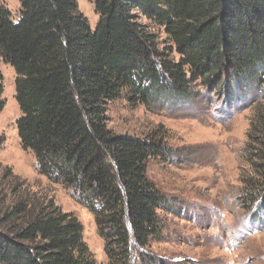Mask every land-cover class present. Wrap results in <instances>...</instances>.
I'll return each mask as SVG.
<instances>
[{
    "label": "trees",
    "instance_id": "trees-1",
    "mask_svg": "<svg viewBox=\"0 0 264 264\" xmlns=\"http://www.w3.org/2000/svg\"><path fill=\"white\" fill-rule=\"evenodd\" d=\"M18 1L16 19L0 5V113L4 62L16 72L22 148L94 216L106 264L149 257L164 231L160 211L175 212L148 176L151 160L167 159L164 139L115 133L110 103L150 108L193 95L197 83L226 94L256 81L249 162L264 171V0H92L95 27L77 0ZM261 178L250 187L264 207ZM14 180L16 199L0 213V264H98L77 215Z\"/></svg>",
    "mask_w": 264,
    "mask_h": 264
},
{
    "label": "rangeland",
    "instance_id": "rangeland-1",
    "mask_svg": "<svg viewBox=\"0 0 264 264\" xmlns=\"http://www.w3.org/2000/svg\"><path fill=\"white\" fill-rule=\"evenodd\" d=\"M77 2L95 27L93 1ZM0 5L18 18V0H0ZM155 33L161 47L171 46L163 30L156 28ZM172 57L178 60L176 53ZM1 72L5 107L0 113V213L16 199L11 188L18 177L40 197L77 215L98 264H106L94 216L61 185L40 175L35 156L22 148L16 126L21 116L16 72L4 62ZM254 84L246 80L224 94L197 83L193 95L161 97L150 108L134 106L126 97L110 103L109 129L138 137L158 134L170 151L166 160L149 162L148 176L175 212L160 211L161 240L146 248L149 257L136 253L133 264H264V207L250 187L264 173L249 162V131L260 99Z\"/></svg>",
    "mask_w": 264,
    "mask_h": 264
}]
</instances>
